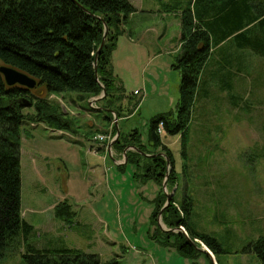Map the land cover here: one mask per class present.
Listing matches in <instances>:
<instances>
[{
  "label": "rangeland",
  "instance_id": "374dc122",
  "mask_svg": "<svg viewBox=\"0 0 264 264\" xmlns=\"http://www.w3.org/2000/svg\"><path fill=\"white\" fill-rule=\"evenodd\" d=\"M187 1L171 0L164 7L154 5L150 14H132L126 25L132 36L122 35L114 51L115 73L126 93L116 130H139L150 152L155 150L149 141L151 119L178 112L181 77L173 64L180 49L179 6ZM132 38L143 42L130 45ZM234 56L241 71L232 67L218 75L214 60L202 75L185 145L181 133L170 134L159 123L157 133L172 151L177 176L174 182L166 177L162 188L153 179H137L136 162L121 164L124 155L112 148L117 163L104 143L92 138L110 133L117 119H102L100 102L93 98L103 94L89 100L78 92L51 94L81 127L71 138L45 123L23 124L22 213L35 226V239L96 253L104 261L117 257L119 264H195L151 237V214L163 189L173 192L182 216L181 203L191 196L188 221L216 237L223 249L214 253L202 240L192 239L213 255L201 254L196 264H262L251 244L264 235V56L248 49L232 50ZM58 135L64 138L52 137ZM63 199L78 212L72 226L55 216L54 207ZM23 253V248L9 251L0 264H29Z\"/></svg>",
  "mask_w": 264,
  "mask_h": 264
},
{
  "label": "trees",
  "instance_id": "16d2710c",
  "mask_svg": "<svg viewBox=\"0 0 264 264\" xmlns=\"http://www.w3.org/2000/svg\"><path fill=\"white\" fill-rule=\"evenodd\" d=\"M179 8L180 49L173 64L181 77L177 115L162 114L151 119L149 141L154 151L145 148L137 129L127 134L120 132L112 142L119 157L124 155L125 162L121 164L136 162V178L142 182L153 179L161 188L166 177L167 182H174L177 176L172 151L157 133L159 123L163 122L170 134L181 133L185 145V129L208 65L217 60L216 72L221 75L232 67L241 71L235 65L238 60L233 63L232 50L248 49L264 56V0H189ZM137 11L131 0H0V63L14 66L37 80L34 89L20 84L10 86L0 73V259L9 251L23 248V257L29 264H119L117 257L104 261L96 253L35 239V226L22 213L21 141L24 123H45L54 130L65 131L64 135L79 131L77 117L64 112L50 98L51 94L68 91L89 100L105 90L106 95L96 100L100 102L97 108L105 122L117 117L111 126L112 135L117 134L116 123L126 93L115 73L113 54L122 35L132 36L126 25ZM113 113L117 115L114 117ZM25 132L32 135L30 130ZM159 147L162 151L157 150ZM167 197L161 189L155 199L151 214V237L155 241L175 248L195 264L201 254L210 255L197 248L199 244L192 239L202 240L214 253L223 251L216 237L198 231L188 221L194 203L191 196L181 203L183 216L173 197L164 207ZM161 210L162 221L170 230H163L159 224ZM54 211L69 226L77 222L78 212L68 199L59 201ZM181 225L188 235L174 231ZM251 245L264 264V235Z\"/></svg>",
  "mask_w": 264,
  "mask_h": 264
},
{
  "label": "water",
  "instance_id": "95a60500",
  "mask_svg": "<svg viewBox=\"0 0 264 264\" xmlns=\"http://www.w3.org/2000/svg\"><path fill=\"white\" fill-rule=\"evenodd\" d=\"M106 34H107V30L105 31V36H106ZM105 36H104L103 42H102L98 52L100 51V49L102 48V46H103V44L105 42ZM95 70L97 72V63H95ZM0 73L4 76L5 81L10 86L11 85H15V84H20V85H23V86L27 87L28 89H34L37 86V80L34 77L28 75L26 72H24L22 70H19L18 68L14 67V66L7 65V64H1L0 65ZM104 95H106V91L105 90L103 91V96ZM101 97L102 96H100L99 98H101ZM99 98L98 97L97 98H93V101L98 100ZM28 104H29V102L25 103V105H28ZM115 118H117V117H115ZM115 122H117V119L115 120ZM116 124H118V123H116ZM119 135H120V131L118 130L117 134L114 137V139L110 143L111 146H112V142ZM127 149L139 150V149H136L134 147H129ZM127 149H126V151H127ZM143 154L152 155V154H147V153H143ZM165 188H166V184H165ZM172 194H173V192L171 194H168L167 201H166V204L164 205V207L169 205V203L171 201V198H172ZM164 207L162 209H164ZM161 214H162V210L160 211V216H161ZM159 219H161V217ZM159 224H160V226H161V228L163 230H170L169 228H164L163 227L164 224H163L162 220H161V222H159ZM174 231H182V227L180 226L179 228L175 229ZM197 248H199L203 252H207L209 255H211L213 257V255H212V253H211L209 248H206L205 246H203V247L197 246Z\"/></svg>",
  "mask_w": 264,
  "mask_h": 264
},
{
  "label": "crops",
  "instance_id": "0c3cea01",
  "mask_svg": "<svg viewBox=\"0 0 264 264\" xmlns=\"http://www.w3.org/2000/svg\"><path fill=\"white\" fill-rule=\"evenodd\" d=\"M133 2V4L136 6L137 8V12H140V13H146V14H150V12H153L155 10H153L154 8H152L154 5L158 6H162L164 7L163 3H167L171 0H131ZM192 1H195V0H192ZM120 39V38H119ZM135 38H132V40L130 39L129 43H131L130 45H134L135 43H141L143 42V39H137L138 41H134ZM113 57H114V54H113ZM65 132V131H63ZM60 133V131L58 130V134ZM66 135L68 136H71V138H73V136L71 134H74V133H69V132H66L65 133ZM65 135V136H66ZM76 136V135H75ZM66 138V137H65ZM67 139V138H66ZM77 140H80L79 138L76 137ZM68 140V139H67ZM69 141V140H68ZM101 147V146H100ZM98 147V149L100 148ZM119 155V154H118ZM115 161L118 163L119 161V158L117 157V159H115ZM169 249V248H168ZM174 249V248H172ZM172 249H169V250H172ZM154 264H157V263H154Z\"/></svg>",
  "mask_w": 264,
  "mask_h": 264
},
{
  "label": "built area",
  "instance_id": "2783aa9c",
  "mask_svg": "<svg viewBox=\"0 0 264 264\" xmlns=\"http://www.w3.org/2000/svg\"><path fill=\"white\" fill-rule=\"evenodd\" d=\"M60 133H63V132L60 131ZM114 137L115 136H113L111 132L110 133H99L96 135L94 140H96L97 142L104 143V148H105L106 152H109L110 154L113 155L112 146L110 145V143L114 139ZM181 227H182V230L184 231V227L182 225H181Z\"/></svg>",
  "mask_w": 264,
  "mask_h": 264
},
{
  "label": "bare ground",
  "instance_id": "6f19581e",
  "mask_svg": "<svg viewBox=\"0 0 264 264\" xmlns=\"http://www.w3.org/2000/svg\"><path fill=\"white\" fill-rule=\"evenodd\" d=\"M171 191V190H170Z\"/></svg>",
  "mask_w": 264,
  "mask_h": 264
}]
</instances>
